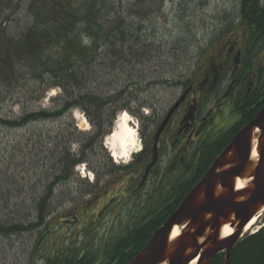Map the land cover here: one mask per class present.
Wrapping results in <instances>:
<instances>
[{"label": "rangeland", "instance_id": "rangeland-1", "mask_svg": "<svg viewBox=\"0 0 264 264\" xmlns=\"http://www.w3.org/2000/svg\"><path fill=\"white\" fill-rule=\"evenodd\" d=\"M29 1L13 0L10 9L1 14L0 29L7 37H17L25 31L30 21L26 11ZM118 2L120 10L126 13L134 5L135 10H143L147 15L143 20L132 18L129 22L137 31L127 38L126 46L133 47L132 57L126 56L125 64L111 66L109 59L100 51L96 63L79 72L85 81L84 87L74 89L72 93L74 97L79 94L111 97L127 88V93L132 94L143 107L137 110V105L130 106L131 113H138L141 119L127 111H117L111 132L117 117L126 113L131 120L130 126L136 131V145L132 151H139L142 148L139 131L142 125L147 124L146 120L152 112L155 109L164 110L177 97L178 84L205 63L221 37L224 40L239 32L234 19L238 0ZM137 2H140L138 6ZM23 83L0 84V119L14 120L27 113L60 108L62 100L58 98L63 95L61 90H48L40 101H35L36 90L30 89L28 84L22 86ZM106 121L107 113L101 119V130L105 129ZM228 127L225 124L220 129L224 131ZM73 130L86 138L96 134L79 109L69 110L60 119L30 124L22 129L0 127V218L29 214L32 203L43 197L46 187L53 184L58 172L57 161L63 149L69 147L72 154L78 151L77 143L69 137ZM106 137L100 144L87 142L82 154L88 158V165H80L77 171H72L76 177L56 186L50 206L55 212L47 220H50V234L40 241L39 248L35 250L38 233L0 238V264H43L45 256L57 254L62 249L95 250L106 239L119 234L125 220L132 221L134 217H127L126 214L130 202H125L118 207V212H114L117 208H113L105 213L95 229L89 226L100 207L110 198L122 202L119 192L129 182L130 169L128 172L121 169L130 167L137 155L135 153L129 160L116 162L104 146ZM106 155L118 170L107 167ZM81 166L84 167V174ZM97 180L92 194L85 195V183L93 184ZM103 190L107 191L106 196ZM88 203L90 206H87ZM262 227L264 211L255 230L243 234V237L256 233Z\"/></svg>", "mask_w": 264, "mask_h": 264}, {"label": "trees", "instance_id": "trees-1", "mask_svg": "<svg viewBox=\"0 0 264 264\" xmlns=\"http://www.w3.org/2000/svg\"><path fill=\"white\" fill-rule=\"evenodd\" d=\"M12 1L0 0V17L5 10L10 9ZM119 3L118 0H30L26 7L30 21L23 33L17 37H7L4 30L0 29V84L24 81L22 86L28 84L30 89L36 90L35 101H40L51 89L57 88L63 93L62 99L58 98L62 100L58 110L31 112L14 120L0 119V127L22 129L30 124L60 119L69 110L79 109L96 132L93 137L86 138L73 130L69 137L77 143L78 151L72 154L69 147L63 149L57 161L58 172L53 184L46 187L43 197L32 203L28 215L0 218V238L38 233L39 238L35 244L37 250L40 241L51 230L48 226L50 220H47L55 212L50 207L52 186V190H55L58 185L61 186L76 177L72 171L77 166L88 165V158L82 154V150L87 142L96 141L100 144L111 133L112 121L117 111L131 113V104L137 105V110L143 108L132 94L127 93V88L111 97L90 94L74 97L72 93L74 89L84 87L85 81L79 72L93 66L100 51L109 59L111 66L125 64L124 58L132 57L133 47L126 46L127 38H131L137 31L129 22L132 18L143 20L147 15L143 10H135L134 5L126 13L120 10ZM236 8L234 19L242 22L248 36L253 33L258 35V39H263L264 0H238ZM263 105L264 98L253 113ZM106 113V127L101 130V119ZM131 114L141 119L138 113ZM251 120L252 117H249L236 124L207 148L203 173L237 131ZM146 122H149L148 119ZM98 148L102 151L100 146ZM105 160L107 167L118 170L107 155ZM129 169L130 167L121 170L128 172ZM97 183L98 180L93 184L85 183V195L92 194ZM168 217L153 214L134 217L125 232L106 239L98 249H62L57 254L45 256L43 264H128L145 248L153 233ZM223 262L224 254H219L210 264ZM230 264H264V227L235 244L231 251Z\"/></svg>", "mask_w": 264, "mask_h": 264}, {"label": "flooded vegetation", "instance_id": "flooded-vegetation-1", "mask_svg": "<svg viewBox=\"0 0 264 264\" xmlns=\"http://www.w3.org/2000/svg\"><path fill=\"white\" fill-rule=\"evenodd\" d=\"M241 24L237 22L238 33L221 37L205 63L178 84L177 97L164 110L155 109L150 123L141 126L142 148L133 157L128 184L119 192L122 202L110 198L89 222L91 229L125 202H130L127 217L169 216L205 174L207 148L258 113L260 109L253 111L264 98V38L248 36ZM225 124L229 127L222 131ZM131 223L125 220L119 231Z\"/></svg>", "mask_w": 264, "mask_h": 264}, {"label": "water", "instance_id": "water-1", "mask_svg": "<svg viewBox=\"0 0 264 264\" xmlns=\"http://www.w3.org/2000/svg\"><path fill=\"white\" fill-rule=\"evenodd\" d=\"M254 140L258 157L252 160ZM237 179L244 181L243 189L238 191ZM263 211L264 105L234 135L178 208L128 264H190L194 260L195 264H210L219 254H224L223 264H230L231 251L243 238L244 228ZM225 226L232 234L221 238ZM174 227L180 233L170 241Z\"/></svg>", "mask_w": 264, "mask_h": 264}, {"label": "bare ground", "instance_id": "bare-ground-1", "mask_svg": "<svg viewBox=\"0 0 264 264\" xmlns=\"http://www.w3.org/2000/svg\"><path fill=\"white\" fill-rule=\"evenodd\" d=\"M125 117H127V119H124ZM74 118L78 120L77 116H75ZM80 119L83 121V123H85V121L82 118H80ZM130 123H131L130 117L126 113H121L117 117L116 121L114 122V127H113L112 132L105 139L104 146L108 150V152L110 153L111 158H113L116 162L117 161H123V160H129L131 158V156H133L135 153L139 152L138 150L132 151L136 145V131L133 127L130 126ZM121 124H123L124 127L130 129L134 133V136L132 138L133 142L125 150V154H123V155L120 154V150L118 148L114 149L112 146L113 145V140H112L113 134L114 133L119 134L121 132V127H120ZM255 149H256V142L254 140L253 144H252V154H251L252 160H255L258 157ZM78 167L79 166H77L75 168L76 171H77ZM81 167L83 168L82 174H84V167L83 166H81ZM243 187H244V181L237 179L236 185H235L236 190L237 191L241 190V189H243ZM50 193H51V195H54V190L51 189ZM258 221H259V217L252 219L251 222L244 228L243 234H246L247 232L253 230L255 228V226H257ZM179 233H180V229L178 227H174V229L172 230V233L170 235V241H173L174 239H176L179 236ZM231 234H232V230L229 229L228 226L223 227V229L221 230V233H220L221 238L228 237ZM195 263H196V260L192 261L190 264H195Z\"/></svg>", "mask_w": 264, "mask_h": 264}, {"label": "clouds", "instance_id": "clouds-1", "mask_svg": "<svg viewBox=\"0 0 264 264\" xmlns=\"http://www.w3.org/2000/svg\"><path fill=\"white\" fill-rule=\"evenodd\" d=\"M124 119H127V117H125ZM121 132L119 134L114 133L112 140H113V148L116 149L118 148L120 150V154H125V150L132 144V138L134 136V133L124 127L123 124H121Z\"/></svg>", "mask_w": 264, "mask_h": 264}]
</instances>
